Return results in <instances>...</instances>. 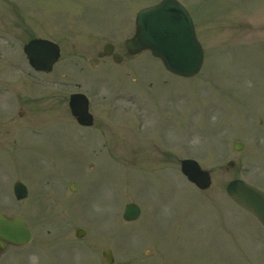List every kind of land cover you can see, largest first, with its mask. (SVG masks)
Here are the masks:
<instances>
[{
    "label": "rangeland",
    "instance_id": "374dc122",
    "mask_svg": "<svg viewBox=\"0 0 264 264\" xmlns=\"http://www.w3.org/2000/svg\"><path fill=\"white\" fill-rule=\"evenodd\" d=\"M158 1L0 0V43L39 36L62 47L51 74L33 72L23 51L14 65L0 62V141L16 137L0 145V211L23 215L35 232L0 264H110L105 248L113 264H264L263 226L226 190L234 178L264 190V0H180L205 52L194 77L171 74L147 51L90 64ZM76 87L95 117L79 137L57 101ZM27 96L42 100L30 108ZM184 158L210 170L208 190L182 173ZM16 180L30 188L21 201ZM129 202L142 214L127 222Z\"/></svg>",
    "mask_w": 264,
    "mask_h": 264
},
{
    "label": "water",
    "instance_id": "95a60500",
    "mask_svg": "<svg viewBox=\"0 0 264 264\" xmlns=\"http://www.w3.org/2000/svg\"><path fill=\"white\" fill-rule=\"evenodd\" d=\"M136 32L125 41L130 53L150 49L160 57L170 71L193 76L203 64L204 53L199 43L192 18L178 0H162L160 3L142 9L137 15ZM30 63L39 70L50 71L59 57V46L47 39H32L25 47ZM113 46L107 44L100 56L111 54ZM114 54V57H118ZM120 61V59H118ZM96 60H92L94 65ZM73 113L82 124L90 125L93 117L89 113L88 101L84 94L71 97ZM243 142H235L234 148L241 150ZM234 165V162H229ZM182 170L198 187L205 189L211 185V174L201 168L193 159L182 160ZM15 191L18 198L27 196V188L16 182ZM228 194L242 207L255 214L264 224V192L242 179H233L227 186ZM140 207L135 203L126 206L124 218L133 220L139 217ZM33 231L23 217L8 216L0 213V256L10 245H24L31 241ZM105 255L113 262L110 250Z\"/></svg>",
    "mask_w": 264,
    "mask_h": 264
},
{
    "label": "flooded vegetation",
    "instance_id": "af4514ba",
    "mask_svg": "<svg viewBox=\"0 0 264 264\" xmlns=\"http://www.w3.org/2000/svg\"><path fill=\"white\" fill-rule=\"evenodd\" d=\"M116 46H122V49H121L122 53H120L121 56H122V61H121L122 63L125 62L128 59H134L137 56V55H128L127 51H126V48H125V45L123 43L120 44V45L115 44V51L117 52ZM61 49H62V47H61ZM21 51L24 52V44L0 43V58L2 56H6L7 58L9 57L8 58V62L10 64H12V65L15 64V61L17 59L21 58V54H22ZM104 58H109V59H112L114 61L113 56H108V57H104ZM1 75L2 74L0 73V84H1V81H3V78H2ZM61 75H62V78L65 77L64 74H61ZM0 91H2V89H0ZM7 91H8V88L5 87L4 88V92H7ZM38 100H42V98L40 96H39V98H37L36 96H34V97L33 96L32 97L31 96H27V98H24L22 100V103L24 105L25 104H27V105L29 104L30 108L31 107L35 108L34 103H36ZM57 101L59 102L60 105L63 104L64 106H66L65 104L67 103L68 98H66L65 96L61 95V96L58 97ZM27 105H26V107H27ZM91 105H92V102L90 101V106ZM24 108L20 109V111H19V115L20 116H25L28 113ZM67 109L69 110V108H67ZM65 116H67L68 119H70V117L68 116V112H66V111H65ZM6 118H7V115L3 117V119H6ZM87 128L88 127L80 125L76 121V132H75V134L76 133L78 134L79 132H86ZM11 130H12L11 128L8 129V131H11ZM77 134H76V136H78ZM10 136H11V138L7 142L5 140L0 141V145H3V146L7 147V146H10L13 142H15V140H16L15 138L16 137L13 134V132L10 134ZM29 195H30V188H29Z\"/></svg>",
    "mask_w": 264,
    "mask_h": 264
}]
</instances>
